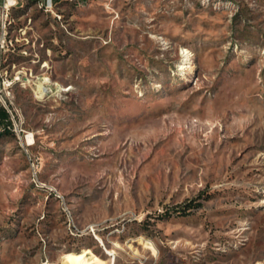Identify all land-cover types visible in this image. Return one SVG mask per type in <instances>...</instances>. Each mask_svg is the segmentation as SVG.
Returning <instances> with one entry per match:
<instances>
[{
	"label": "rangeland",
	"instance_id": "rangeland-1",
	"mask_svg": "<svg viewBox=\"0 0 264 264\" xmlns=\"http://www.w3.org/2000/svg\"><path fill=\"white\" fill-rule=\"evenodd\" d=\"M0 96V264H264V0H0Z\"/></svg>",
	"mask_w": 264,
	"mask_h": 264
},
{
	"label": "trees",
	"instance_id": "trees-1",
	"mask_svg": "<svg viewBox=\"0 0 264 264\" xmlns=\"http://www.w3.org/2000/svg\"><path fill=\"white\" fill-rule=\"evenodd\" d=\"M59 1L61 0H52L53 4H56ZM73 1L77 2V0H73ZM4 101L6 102V106L8 107V109H10V106L7 103V101L6 100ZM7 107H5L0 102V135L11 133V131L13 130V121L11 119V115ZM12 114H13V118L15 119V115L13 112ZM199 204L200 203H187V204H184L183 207L176 208L175 211L177 212V214L183 215L185 214L186 209L194 207V206H199Z\"/></svg>",
	"mask_w": 264,
	"mask_h": 264
},
{
	"label": "bare ground",
	"instance_id": "bare-ground-1",
	"mask_svg": "<svg viewBox=\"0 0 264 264\" xmlns=\"http://www.w3.org/2000/svg\"><path fill=\"white\" fill-rule=\"evenodd\" d=\"M183 52L185 54L188 53V51L186 49H183ZM115 246H119V245L115 244ZM145 246L147 248L153 249L152 243L149 240L145 241ZM113 253H114V251H113ZM64 264H102V260L97 255L93 254L90 251H87L81 256L66 255V261Z\"/></svg>",
	"mask_w": 264,
	"mask_h": 264
},
{
	"label": "built area",
	"instance_id": "built-area-1",
	"mask_svg": "<svg viewBox=\"0 0 264 264\" xmlns=\"http://www.w3.org/2000/svg\"><path fill=\"white\" fill-rule=\"evenodd\" d=\"M15 3H18V2H17L16 0H11V1H10V0H4V7L11 6L12 4H15ZM39 4H40V5H44V8H45L46 10H49V11L52 10V0H39ZM0 102H1L5 107H7L6 104H5V101H4L3 98H2V96H0ZM7 109H8V107H7ZM8 111H9V113H10V115H11V119H12L13 123H15V120H14V118H13V114H12L11 110L8 109Z\"/></svg>",
	"mask_w": 264,
	"mask_h": 264
},
{
	"label": "crops",
	"instance_id": "crops-1",
	"mask_svg": "<svg viewBox=\"0 0 264 264\" xmlns=\"http://www.w3.org/2000/svg\"><path fill=\"white\" fill-rule=\"evenodd\" d=\"M17 2H19V1H22V0H16ZM22 4V3H21ZM12 5H14V4H12Z\"/></svg>",
	"mask_w": 264,
	"mask_h": 264
}]
</instances>
